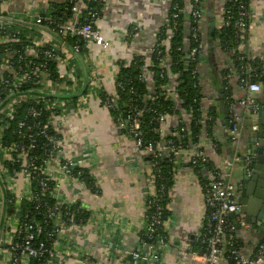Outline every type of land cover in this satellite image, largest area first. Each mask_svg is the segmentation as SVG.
I'll return each mask as SVG.
<instances>
[{"label":"crops","instance_id":"0c3cea01","mask_svg":"<svg viewBox=\"0 0 264 264\" xmlns=\"http://www.w3.org/2000/svg\"><path fill=\"white\" fill-rule=\"evenodd\" d=\"M46 1L6 0L1 11L17 16L36 15L47 8ZM250 1L252 28L247 35L246 51L262 57L264 72V0ZM203 5L201 53L197 65L202 92L201 125H204L208 112L215 111L211 134L218 144L213 143L203 127L199 144L177 158L166 206L168 216L163 224L167 243L160 253L158 264L178 261L179 248L190 246V237H193L194 242L207 215L204 183L208 174L204 171L201 177L189 167L192 155L200 149L211 166L222 173H229L233 184L242 185L243 168L236 163V155L244 154L247 130L256 124L255 118L241 104L249 95L231 64L233 55L223 49L219 37L213 39L215 32L223 25L219 0H203ZM168 9L169 4H162L159 0H105L101 19L97 21L102 42L92 45L82 55L72 57V84L67 92L61 93L68 96L70 106L62 117L57 118L56 124L63 151L61 156L47 164V171L57 179L54 190L56 197L60 201L79 202L89 211V219L84 227L62 229L53 246L57 257L50 259L47 264H85L86 259L99 260L103 264H129L128 253L138 248L146 202L154 194L151 164L148 155L137 148L134 140L121 133L93 88L86 89V85L88 76L93 75L96 88L114 96L117 63L130 61L134 56H144L148 63L155 33L161 27ZM130 24L139 29L132 43L127 44ZM184 25L187 35V21ZM225 70L226 74L223 73ZM146 77L148 91L152 93L150 73H146ZM257 82L262 88L260 93L254 95L258 102L264 100V86L259 80ZM225 87L228 89L226 93ZM170 91L172 94V86ZM229 105H234L233 114L239 128L236 142L229 140ZM189 123V115L180 110L179 115L166 117L161 124V135L164 138L174 135L179 125L188 128ZM231 153L233 163L227 167L224 160H228ZM62 158L76 159L80 168L88 170L98 193H91L72 179H61ZM10 183L14 195H21L27 190V183L20 174ZM16 228V220L0 219V264L11 263L8 246L12 244V234ZM236 236L241 243V251L250 255L264 238V229L258 231L248 226L241 227L236 230ZM144 251L148 252L147 249Z\"/></svg>","mask_w":264,"mask_h":264},{"label":"built area","instance_id":"2783aa9c","mask_svg":"<svg viewBox=\"0 0 264 264\" xmlns=\"http://www.w3.org/2000/svg\"><path fill=\"white\" fill-rule=\"evenodd\" d=\"M85 1L61 0L60 3H57L54 0H47V8L36 15L21 14L17 16L9 14L7 11L2 12L1 9L6 0H0V44L9 43L0 51V219L3 217L5 192L11 194L14 197L15 204L19 205L21 201L33 198L31 192L33 177H42L39 187L44 192L49 190L48 181H52L56 188L57 179L53 178L47 171V164L61 156L63 151L62 140L58 134L56 124L57 118L62 117L70 106L68 96L61 93L67 92L69 85L72 84L71 77L74 73L72 57L75 58L82 55L92 45L102 42L97 25V21L101 19L102 14L98 18L97 12L88 9ZM159 1L162 4H169V9L163 16L161 27L155 33L154 41L150 47V56L153 52L159 55L161 51H164L166 55L170 47V39L177 28V21L179 17H182V52L187 63L191 64L197 60L199 61L201 53L200 26L204 15L203 0ZM103 2L105 7V0ZM244 2H247L248 8L244 7ZM56 4H65L66 7L64 6L63 10L64 12H70V17H56ZM234 4L240 5L236 17L232 16L231 11L227 7V5ZM250 4V0H219L223 15L222 28L232 27L234 29L235 42L231 46V52L238 63V74L241 83L245 88V92L249 95L241 101L248 113L257 110L258 104L254 95L260 93L262 89L261 85L254 80L257 70L253 64L255 62L262 64L263 61L262 57L251 55L246 51L247 35L252 28V9ZM68 6H71L70 10ZM186 21L189 25L187 35L184 32V23ZM130 25H133L135 34L127 36L130 39L128 42L126 38L127 44L132 43L139 29L134 24ZM69 39L73 40L71 45L67 43ZM130 61L123 60L121 62H123L124 66H127ZM148 63L150 64L149 60ZM169 63V58L164 56L161 60V66L167 68ZM198 63L192 71V75L197 77L198 87H200L197 72ZM51 65L55 67L53 72ZM142 77L147 81L145 72ZM174 78L171 79V82L175 80ZM96 87L94 76H88L86 89L93 88L94 93L99 96L103 90H99ZM224 91L226 93L228 89L225 87ZM168 95L175 98L174 93H168ZM49 97L53 99H48ZM115 100L113 98L105 107L107 109L110 108ZM23 101H29L32 105L27 108L24 116L16 122V129L11 134L15 141H7L5 137L6 129L9 126V122L14 119L19 104ZM233 108L234 105H229V123L232 125L229 130V140L236 142L239 128L236 121L237 118L233 114ZM47 113L49 115L45 117ZM139 116L140 112L133 110L126 117V123H131L129 131L138 149L142 146L143 134L138 119ZM166 117L167 115H160L157 118L160 125L165 122ZM117 122L119 123V119ZM119 128H123L122 123H119ZM256 129V124L251 127L253 131ZM159 132L161 134V126ZM165 145L168 147L166 148ZM190 147H194V145L184 149L181 145L173 146L170 141L166 144L161 141L156 143V145L154 141H150L141 149L147 155H153L154 158L161 157L166 152L179 158L181 153L190 150ZM76 161V159L64 158L60 160L61 179H72L84 186L78 178L80 173L77 174V177L72 174L73 168L77 165ZM5 162L10 163L11 166L16 164L20 166L17 170L15 168L8 169L5 166ZM197 162L207 163V159L202 155L200 149H197L192 155L189 163L195 166ZM224 164L227 167L232 165L229 160H224ZM252 165L253 158L246 156L243 159V170L249 174L252 170ZM153 166L155 164H151L152 172ZM19 174L25 179L27 190L21 195H14L10 180L12 181ZM207 174L208 182L204 186V204L207 215L192 243V245L194 243L198 244L197 250H191L190 247L192 245L180 247L178 251L180 258L172 264H264V238L255 246L250 255L244 254L241 248H237L239 239L236 236V229L229 216L238 210V205L235 202V193L241 189L242 185L240 183L238 185L233 184L229 173H222L213 166L207 170ZM152 175L154 194L150 196L147 202L146 212L149 211L150 216H145L144 228L148 239H154L155 235L156 240L154 243L149 244L142 240L139 243V247L147 249L148 252L132 251L128 257L129 264H157L160 259V255L157 254L158 249L167 243V238L159 234L164 224L162 221L164 208L160 205L161 199L157 197L155 189L156 179L160 175L159 170L156 169ZM55 188L52 193H54ZM159 193H163L162 188ZM54 196L57 202L54 205L45 206L46 215L49 219H53L57 226H60L62 204H72L75 201H60L55 193ZM6 219L1 220L5 221ZM73 219V216H70L68 222L72 224ZM236 220L241 222L240 218ZM241 226L247 227L242 222ZM32 228H36V231L39 232L36 224L27 226L25 230ZM62 229L63 227L58 230L57 236ZM13 236L14 233L12 238ZM32 240L33 234H26L22 254L20 256L11 254L10 264H23L24 261V264H28L30 257H38L44 254H48L50 259L57 257L53 247L48 250L43 243L32 247L30 245ZM84 262L85 264H103L101 261L93 259H86Z\"/></svg>","mask_w":264,"mask_h":264},{"label":"trees","instance_id":"16d2710c","mask_svg":"<svg viewBox=\"0 0 264 264\" xmlns=\"http://www.w3.org/2000/svg\"><path fill=\"white\" fill-rule=\"evenodd\" d=\"M88 9L91 11L97 12V17L99 18L102 14L104 8L103 0H86L85 1ZM245 8H248L247 2L243 3ZM57 11L55 12L56 17L67 18L70 17V12H64L63 8L65 4H56ZM66 7V6H65ZM229 10L232 13L233 17H236L240 5H227ZM71 6H68L70 10ZM182 17H179L177 21V28L170 39V47L165 55L164 51H161L159 55H156L155 52L149 57L150 64L147 63L144 56H134L130 63L127 66H124L123 62L119 61L117 63V73L115 75V95H108L102 91L98 98L101 101V104L106 106L113 98L116 99L115 102L111 104V107L108 108L110 116L113 118V121L119 128V123L123 124V128H119L121 133L128 135L132 138L130 134V125L131 123L127 122V114L136 110L140 112L138 117L140 121V126L143 131L142 134V146L143 149L148 142L154 141L159 143L161 141L165 144L170 141L171 144L175 147L181 145L182 148L187 149L191 145H198L200 141L201 130L203 127L206 130V133L209 135V138H212L211 126L215 121V111L211 110L208 112L207 119L204 120V125H201V112H200V100L202 98V92L200 87H198V79L196 76L192 75L198 60L194 63H187L184 53L182 52L183 48V27H182ZM163 30V29H162ZM164 31V30H163ZM135 34L133 31V25H130L127 30V36ZM219 37L221 45L226 52L231 53L232 62L235 70L238 71V63L235 61V56L231 52L232 45L235 42L234 29L221 28L219 31L215 32V38ZM129 42V37H127ZM69 45L73 43V40L69 39L67 42ZM8 44H0V51ZM165 56L169 58L170 63L167 68L161 66V60ZM253 66L256 67V75L254 80L258 81L262 72V64L254 63ZM52 72L54 71V66L51 65ZM150 73L151 81L153 83V92L148 91L147 81L142 77L143 73ZM224 74L227 71H223ZM175 77L174 81L171 83V79ZM172 86L173 93L175 98L168 95L171 93L170 87ZM48 99H53L49 97ZM32 105L29 101H23L19 104L17 113L14 115V119L9 122V126L6 129V139L7 141H15V138H12V131L16 129V122L20 120L27 108ZM180 110L189 114L190 123L188 128H185L182 124L178 126L177 130L174 132L175 135L168 136L166 138L162 137L160 130V123L157 118L160 115H179ZM49 113L46 114L47 117ZM119 119V123L117 120ZM133 139V138H132ZM134 140V139H133ZM213 140V138H212ZM213 143L217 145L218 143L213 140ZM167 148L168 146L165 145ZM140 150L142 151V149ZM149 163L155 164L153 166V172L157 169L160 172L159 178L156 179L155 189L157 191V197L161 199L160 205L164 208L162 214V221L166 220L167 213V203L169 201L168 194L171 191L172 186V175L173 171L177 166V158L171 153L166 152L161 157H153V155H148ZM194 171L199 173L202 177V172L210 169L212 166L207 163L197 162L195 166L188 164ZM5 166L8 169H18L20 165L16 164L11 166L10 163L5 162ZM152 172V173H153ZM79 174V180L84 184V186L93 194L98 193V188L96 187L93 178L90 176L88 170L80 168L78 163L76 167L73 168L72 174L77 177ZM42 179L40 176L33 177L31 192L33 198L31 200H23L19 205L15 204L14 197L5 192L4 194V207H3V218H14L17 220V230L14 232L12 238V246H8L12 255L20 256L22 254L23 243L26 234L32 233L33 240L30 242L32 247L37 246L39 243H43L45 248L51 250L53 243L56 241L57 232L59 229L67 228L74 226L76 228L84 227L89 218V211H87L79 202H74L72 204H62L61 206V218L60 226L54 223L53 219H49L46 215V207L54 205L57 202V199L52 193V190L55 188V184L52 181H48L49 190L44 192L40 190L39 182ZM208 182V179L205 180V184ZM161 188L163 193L160 194ZM150 199V197L147 199ZM146 202V207L148 203ZM70 216H73V223H69L68 219ZM145 216H150V212L147 211ZM31 224H36L39 232L36 231V228L25 230L27 226ZM55 225V226H54ZM159 234L165 236L163 227ZM150 240L147 237V232L143 226L142 234L139 237L138 248L135 251H144L143 248L139 247V243L143 240L146 244L154 243L156 240ZM237 248H241L240 241L237 243ZM164 247V246H163ZM163 247L158 249L157 254L160 255ZM198 244L194 243L190 249L195 251L197 250ZM227 256V254H226ZM50 260L48 254H44L38 257H30L28 264H47ZM158 264V263H157Z\"/></svg>","mask_w":264,"mask_h":264},{"label":"water","instance_id":"95a60500","mask_svg":"<svg viewBox=\"0 0 264 264\" xmlns=\"http://www.w3.org/2000/svg\"><path fill=\"white\" fill-rule=\"evenodd\" d=\"M213 27V26H211ZM259 82L264 86V72H261ZM258 108L255 112H250V116L255 118L256 130H247L248 138L244 149V154H237L239 167L243 166V159L246 156L253 158L254 165L248 174L242 172V188L240 189L238 210L229 216L236 230H239L243 219L244 224L251 228L264 229V100L257 102ZM232 128V125H229ZM228 160L233 163L232 153ZM241 216V217H240ZM240 219L241 222L236 219ZM192 245L193 237H190ZM130 253H128V257Z\"/></svg>","mask_w":264,"mask_h":264},{"label":"flooded vegetation","instance_id":"af4514ba","mask_svg":"<svg viewBox=\"0 0 264 264\" xmlns=\"http://www.w3.org/2000/svg\"><path fill=\"white\" fill-rule=\"evenodd\" d=\"M253 165H254V161H253ZM252 165V166H253ZM239 194H240V191L239 190H237L236 191V193H235V202L236 203H238V200H239ZM241 217V216H240ZM241 219V218H240ZM242 220V222H244L243 221V219H241ZM248 227H250L251 228V226L250 225H248ZM256 230H258V231H263V229L261 228V229H259V228H256ZM264 237V236H263Z\"/></svg>","mask_w":264,"mask_h":264}]
</instances>
